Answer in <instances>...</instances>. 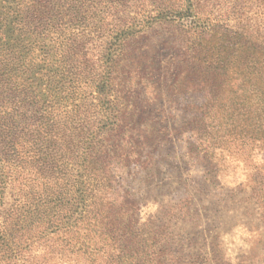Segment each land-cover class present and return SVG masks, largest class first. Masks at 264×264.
Segmentation results:
<instances>
[{"label": "trees", "instance_id": "trees-1", "mask_svg": "<svg viewBox=\"0 0 264 264\" xmlns=\"http://www.w3.org/2000/svg\"><path fill=\"white\" fill-rule=\"evenodd\" d=\"M210 3L0 0V208L13 197L0 214V264H175L174 230L162 218L147 226L131 194L115 196L111 148L127 162L132 150L111 144L124 121L102 101L124 42L175 16L207 44L193 56L199 78L242 88L200 105L210 112L198 114L196 154L212 179L218 161L244 162L260 210L248 230L264 246V35L219 32Z\"/></svg>", "mask_w": 264, "mask_h": 264}, {"label": "rangeland", "instance_id": "rangeland-1", "mask_svg": "<svg viewBox=\"0 0 264 264\" xmlns=\"http://www.w3.org/2000/svg\"><path fill=\"white\" fill-rule=\"evenodd\" d=\"M210 2L219 32L245 25L264 35V0ZM173 18L124 42L112 95L102 100L104 114H122L124 121L111 144L123 139L132 150L127 162L119 147L116 152L111 148L119 182L112 181L118 186L115 196L131 194L147 226L162 218L174 230L171 248L176 256L169 258L175 264H217L213 257L229 264H264V246L248 230L260 210L246 165L235 158L218 161L219 175L212 179L215 170L196 154L198 114L210 112L200 105L242 88H217L211 78H199L193 56L198 44H207ZM208 44L212 50L216 46ZM11 195L8 189L0 214L11 207Z\"/></svg>", "mask_w": 264, "mask_h": 264}]
</instances>
